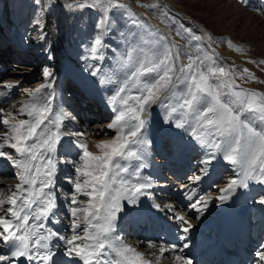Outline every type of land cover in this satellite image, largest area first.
<instances>
[{
    "label": "rangeland",
    "instance_id": "1",
    "mask_svg": "<svg viewBox=\"0 0 264 264\" xmlns=\"http://www.w3.org/2000/svg\"><path fill=\"white\" fill-rule=\"evenodd\" d=\"M31 1L35 5L39 3L41 8L43 7L40 13L41 16L45 14L48 16V30L51 32L45 47H41L31 57L25 50H22L21 46L23 39L26 40L23 37L26 28L16 26L20 28V33L14 31L11 37L9 35L7 37L5 30L0 29V67L3 68L0 72V89L6 85L18 89L19 93L12 94L9 100L19 98L22 90L31 92V95L37 94V100L34 103H30L32 102L30 100V102H26L29 104H23L20 108L24 109V113H21V115L15 114L8 123L5 120L8 119L4 113L5 111L0 108V206L4 203L2 209H11V200L22 195L23 191L18 185L22 180L27 192L36 193L41 199H44L45 194L48 195V206H52L51 211L56 216L55 222L60 227L62 226V232L65 229L70 230L66 241L67 239H74L80 234V231L77 232L76 230H85V228L90 227L92 230L89 235L93 232L99 234L98 241H94L90 245L96 244L97 246L103 237L102 234L107 229L106 223L108 222L109 213L105 210L104 215L106 218L94 227L90 225L92 216L99 206L103 210L105 209V202H107L111 211L118 212V208L110 206L109 203L119 197H132L133 192L136 193L137 190L135 189H139L140 181L145 180L140 171L138 172L140 163H144L149 169V172L145 171V173L152 180L150 183L155 184V186H152L156 187L154 190L160 195L159 200L164 201H159L161 206L167 207L165 202H170L173 198V201L183 202V206H185L183 210L189 214L190 210L188 211L187 203L190 206V201L194 199L197 187L189 186L191 192L186 194L183 200L182 197L175 200L176 197L171 196L170 193L162 192L164 188L159 183L160 181L156 180L157 177L154 179L155 171L160 173L158 166L162 165L158 161L165 163L164 166L166 167V165H169L168 163H173L176 160L169 159L170 157L167 158L162 154L160 155V153H154L157 146L159 149V145L156 144L157 140L154 142L157 135H155L156 129L162 130V128H165L166 130L172 122H177L181 128L178 114L170 122L171 112L172 115L178 112L182 120L184 116H189L190 120L195 121L192 127L196 122L198 125L201 119L214 121L220 117L221 132L224 128L226 135L227 132L229 135H236L238 145H240V149L242 148L241 150L237 148L235 151L236 154L241 151L240 155L238 154L239 160L225 162L222 165L223 168L231 171L230 173L233 172L230 169L237 167L234 171L237 174L234 176L235 183L231 189L229 188L231 181L227 179L228 177H224L225 180L220 182L217 181L219 178H208L205 175V178H201L204 181H210L207 182L209 187L207 186L205 189H201V187L198 197L191 203L192 205L198 203L200 201L199 195L203 196L204 191L208 189L200 204H196L192 209L193 216L191 217L193 220H197L199 226L206 222L208 225L213 222L226 209L225 207L231 202L233 195H248L247 187L250 182L264 179V64H260L254 56L245 58L229 54L223 58L215 53L213 49L209 52L206 46V42L211 45H219L225 39L229 48L241 54L245 42L239 37L241 32H238L241 27V31L244 28L245 10H254L252 0H235L234 3L222 0L218 5L216 2L212 3L210 1L200 4V2H190V0H166L171 8L179 12L181 10L184 17L171 12L163 5L165 4L164 0ZM239 4L241 5L239 6ZM83 10H86L87 13L94 11L98 16L102 15L105 34L99 48L92 46L94 32L90 31L88 35L81 39L80 46L78 45L79 55H76L79 59L75 62L82 61L81 58L84 55L85 63L87 61L94 63L91 59L99 56L102 49L105 50L104 57L106 56L105 59L108 64L111 86L110 93L104 95V100L107 99V105H112L116 110L117 105H119L124 112V117L122 116L124 120L121 126L117 127L121 129V139L118 140L121 142L120 148L116 152H108L101 157L92 150H94L97 143L102 142V139L112 136V131L102 130L93 133L94 135H88L83 129H75L71 124L72 122L67 123L66 121L67 124L64 123L66 127L62 128L57 124L51 127L56 119H60L58 116L52 115L51 112L53 108L51 104L54 103V100L62 102L67 107V112L75 123L82 122L81 116L86 117V113L80 111V104H85L88 101L82 102V90L78 89L79 84L67 62H64L61 67L64 77H66L62 84L64 94L61 93L60 89L56 90V84L50 83L51 74L56 67L53 49L55 48L62 57H65L68 56L71 48L77 45V42H75L76 35H74L73 30L71 31V27L73 29L74 26L68 22V17L70 13H73L75 19L76 14ZM57 11L59 12L56 15ZM87 15L90 16V14ZM185 18L192 19L198 26L192 25L189 23L190 20L187 21ZM0 21L2 22L3 18L0 17ZM93 21L89 17L84 23L92 24ZM117 21L120 24L119 30L115 24ZM57 22L61 32L58 31L55 25ZM57 33L62 35L58 36ZM4 48L10 51L7 54V56L12 57L9 62L2 59V55H6ZM45 49H47L46 55L40 56ZM81 63L86 65L83 62ZM21 64L25 65L24 68L20 67ZM87 65L91 66V64ZM26 77H29V79ZM24 79H28L31 83L28 88L25 86L28 80L25 83ZM80 81L83 86L87 80L80 78ZM76 89H78L77 92H74ZM85 89L88 91V86L87 88L85 86ZM73 98H76L77 103ZM128 108L130 111H128ZM152 109L157 111L156 117L159 120L155 121V127H152L154 119L147 118ZM91 110L98 112L96 106H94V109L91 107ZM99 110H102V107ZM190 110H193V113H190ZM77 112L79 113L78 118ZM145 112V118L151 124L146 127L149 128L146 133L142 132V129H135L141 125L140 118L144 116ZM98 113L110 116L115 114V112L108 114L103 110ZM136 113H138V116L134 117ZM130 125H133L134 130H136L132 140L129 133L131 131L126 129ZM183 126L185 131L191 128L186 119L183 120ZM193 129L189 133H192ZM138 132L142 137L136 135ZM48 134L51 135L47 138L48 141L53 137V134L55 139H52L53 141L51 140L49 144L40 145L42 139ZM148 136L154 142L153 146L150 145L152 142H147L146 138L148 139ZM247 146L249 149L254 147V154L252 158L243 161V163L240 160L241 153L243 149L244 151L247 150ZM138 149L141 154L138 153ZM74 154L75 156H72ZM150 154L152 159H150ZM66 159L69 160L70 165L68 171L64 170L63 165L64 162H67ZM72 159L77 160L78 164L71 162ZM80 161L83 163L81 168H79ZM167 161L170 162L166 163ZM183 165L189 169L188 164L184 163ZM191 171L194 173L190 177H194L189 180L193 181L194 184L198 180V184L204 182L196 177L201 175L200 172L197 170ZM161 175L166 174L162 173ZM183 176L185 174H182ZM74 179L77 181L71 186L76 188L71 186L68 188L69 183H72ZM67 180L70 182H65ZM84 180L87 184L80 185L79 182ZM132 184H136V186H130ZM200 185L202 186V184ZM173 186L178 187L179 184ZM47 187H49L48 191L45 190ZM3 188L5 192L1 190ZM192 191L194 192L193 197L187 199ZM53 193H55L54 196H52ZM93 194L99 195L100 198L94 201ZM250 196H246L245 200H248ZM256 197L259 198V196ZM253 199L252 204L255 202ZM249 202L243 201V203ZM259 202L262 206L259 205ZM112 203L114 205V202ZM45 204L47 205V203ZM234 204L235 206L238 205V203ZM255 204L259 206L258 208H261L260 217H263V219L261 220L257 212L253 210L250 215L256 217L257 214V226H260V222H264V202L259 200ZM44 205L41 204L40 207ZM63 206L69 208L72 212L71 217L66 218L68 214L60 211L59 208ZM53 207L57 208L54 209ZM198 207L200 208L198 209ZM194 209L197 212L196 216ZM60 214L64 216L61 217ZM19 217L20 214L16 216V218ZM222 219L217 222L221 223ZM65 220L69 221L70 225L66 226L64 224ZM132 221V219L128 220L127 224L121 228L124 236L125 227L127 228V225ZM206 225L204 224V227ZM214 225H209V227L213 228ZM260 230L262 231V229ZM189 234L192 235L193 232L187 235ZM1 238L0 236V242L2 243L4 238ZM179 238H182V235ZM154 241L158 242L155 239ZM69 245L72 244L69 242ZM112 246L114 245H111L110 248ZM71 247V254H67L69 250L65 246H60L58 252L54 251V253H51L50 249L49 253L60 256L65 254L63 258L67 260V258L77 256L83 251L80 248ZM87 247L91 249V247Z\"/></svg>",
    "mask_w": 264,
    "mask_h": 264
},
{
    "label": "bare ground",
    "instance_id": "2",
    "mask_svg": "<svg viewBox=\"0 0 264 264\" xmlns=\"http://www.w3.org/2000/svg\"><path fill=\"white\" fill-rule=\"evenodd\" d=\"M192 1L200 2V4L205 1H210L212 3L216 2L218 5L222 0H190V2ZM227 1L229 3L235 2V0H226V2ZM252 1L254 3V10H245L244 15L246 14V21L244 20L245 24L243 31H241L242 27L239 32L237 31L238 33L241 32L239 37L242 41L245 42V45H243L242 47L243 51L241 52V54H239L234 49L229 48L225 39H223L219 45H211L206 42L207 50L209 52L211 51V49H213L215 53L222 56L223 58H225V56L229 54L231 56H242L245 58L254 56L256 59H258L260 64H264V0ZM240 5L241 4H239V6ZM6 6H8L7 11L10 8V15L7 14ZM166 7L171 12L184 17L181 10L179 12L176 9L171 8L169 6V3ZM42 9L43 7L41 8V5H39V3L35 5L31 0H0V12H2V14L4 15V22L2 21V24L5 27V34L7 35V33H9V30L13 31L14 26L26 28V31L23 34V37H25L26 40L23 39V41L25 43V46H28V48L34 47L31 53H28L31 57L32 54L38 52L41 47L46 46L45 44L48 42L49 33L51 32H49L48 30L49 21L47 14H45L44 16L40 15ZM58 12L59 11H57L55 14L57 15ZM72 14L73 13H70V16L68 18H72L71 20L68 19V22H70L74 26L73 29L71 27V31L73 30V33L76 35L75 42H77V45L72 47L68 56L65 57H62L55 48L53 49L56 67L51 74L50 83L56 84V90L60 89L61 93L64 94L62 84L64 83L66 77H64V73L61 67L64 62H67L69 69L71 70L72 74L75 76V80L79 84V89H81L82 87L85 89L86 83H88L87 95L90 97L95 96L96 98H94V100L96 103L92 105L89 102H86L85 104L81 103L80 111L86 113V117L83 118L81 116L82 122L75 123L70 114L67 112V107H65L62 102H57L54 100V103L51 104L53 105L51 112L52 115H56L60 119L55 118L56 120L53 122V125L51 127H53L54 124L60 125L62 128L66 127L65 124L67 123H65V121L70 120L69 122H72L71 124H73V128L83 129L86 133H88V135H94L93 133L102 130L112 131V136H108L107 138L102 139V142L97 143V145L94 146V150H92V152L100 155L99 157H101L108 152H116V150L120 148L121 142H119L118 140L121 139V129H118V126H121V123L124 120V118H122L123 111L119 105H117L115 114H112L111 116L95 112L94 110H90L91 107H93L94 109V106H96L98 103L97 101L101 100L102 97H104V95L107 94L110 90V74L107 67V60L104 57L105 50L102 49L99 56L91 59V61L94 63H90V61H87V63H85L86 65H82V61L75 62V60L79 59V57L76 55L78 54V45L80 46L79 43L81 39L88 35L90 31L94 32L93 42L91 41L92 46L99 48L105 34L104 20L102 15L98 16L94 11L91 13H87L86 10L78 12L75 19ZM87 14H90L89 17L94 20L92 24L84 23L86 19L89 18ZM188 20H190L189 23H191L192 25L195 24L192 19H187V21ZM115 24L117 29L119 30L120 24L118 23V21ZM55 25L57 26L58 31L61 32L59 23L57 22ZM17 29L18 32H20V28L17 27ZM57 35L60 36L62 34L57 33ZM3 50H5L6 55H2V59L6 62H9L12 59L11 56H7V54L10 53L9 49L4 48ZM22 50H24L23 47ZM46 50L47 49L43 50L40 56H45L47 53ZM97 51L99 52L98 49ZM29 56L27 55L28 58ZM87 64H91V66ZM24 66L25 65L23 64L20 65L21 68H24ZM1 70H3V68L0 67V72ZM84 71H87V73L84 74ZM26 78L29 79V77ZM80 78L87 80L83 86L81 85ZM27 80L24 79V82L26 83ZM30 84L31 83L28 80L25 86H27L28 88ZM17 92L18 89L10 85H6L0 89V108H2L5 111L4 113L7 115L8 119H5L7 121L6 123L13 119L15 114L21 115V113H24V109L20 108L23 106V104H25L26 102H30V100L32 101L30 103H34L37 100V94L31 95V92L29 93L26 90H22L19 98L9 100L10 96ZM106 106L108 110H112L113 108L112 105ZM128 111H130L129 108ZM87 112L90 113L89 116ZM135 116H138V113H136L134 117ZM91 117H94L95 121L97 122L92 124ZM49 125L51 124L49 123ZM220 126V117L214 121L201 119L200 123L194 127L193 132L184 136V132H182L180 124H178L177 122H172L170 125H168L165 132L161 133L162 138H166L168 139V141L171 139L172 143L171 145L161 143V141H163V139L161 138L159 149H157L159 150L158 153L166 156L167 158L170 157L169 159H176L174 162L180 161L182 164H188L189 169L193 171L197 170L198 172L203 173L205 176L214 175L213 179L219 178L217 180L218 182H220L221 180L224 181V177H228L227 179L231 181V185L229 187L231 189L233 187V184L235 183L234 176L237 174H235L234 171L237 167H235L234 169L229 168L230 170H233V172L230 173L231 171L223 168L222 165L225 162L239 160V153L241 151L238 152L239 155L236 154L235 151L237 148L240 149V145H238L239 143L236 140L235 136H228V132L227 136L226 134H223V132H221L220 130ZM126 129L131 131L129 133L131 134L130 139L132 140L136 131L134 130V126L130 125L126 127ZM49 134L42 139L40 145L49 144L51 143L52 139H55L53 138V134V137H51L50 141H48L47 138L51 136H49ZM2 137H4V135H2ZM146 140L147 142H152V139L150 140L149 136L148 139L146 138ZM246 149V151H244L243 149V152L241 153V162L248 161L253 157L254 147H252V149H249V147L247 146ZM72 156H75V154ZM66 160L67 162H64L63 165L64 170L68 171L70 165L69 160ZM71 162L78 164V161L75 159H72ZM166 163H168V161ZM79 165V168L83 167L82 161H80ZM139 171L142 177L144 176L145 180L140 181L141 183L139 185V189H135L137 190L136 193L133 192L132 197L130 196L131 198L129 196H126L125 198H117L115 201H112L114 202V205H112V202L109 203L110 206L117 207L118 212L111 211V209L107 205V202H105V209L103 210V208L99 206L95 214L92 216L90 225L94 227L100 221H103V219L106 218L104 215L105 210H107L109 213L108 222L106 223L107 229L100 241L101 244L99 243L96 247H94V250L92 251H88L89 249L86 250L85 248L92 242L98 241L99 234L93 232L91 233V235H89V232H91L92 230V228L90 229V227L85 228V230H76L77 232L80 231V234L74 239H67V241L72 244L71 246L80 248L83 251L77 254V256L67 258V260L63 258L65 254H62V256H60L49 253V250L52 248V246L50 240L47 238L45 226L51 223L53 224L56 221V216H54L53 212L51 211L52 206H48V195L45 194L44 199H41L38 194L27 192L25 184L22 183L21 180L18 185L21 187V191L23 192L21 193L22 195L20 197L13 198L11 200L10 204L12 208L9 207L11 209H2L4 203L0 206V236L4 238V240L2 241L4 246H2V243L0 242V250L3 247L6 250L5 252H9V258L2 257L3 251L2 253H0V264H213V262H219L220 259L224 261V264H235L234 258L226 256L223 253L220 245H218L217 248L214 249V251H211L206 257L205 255H203L198 257L197 260L192 261L191 258L185 255L184 251L174 246L172 241L173 239L177 238V235H173L168 232L162 239L163 233H160L159 236L154 234V229H156L157 227L158 230L161 229V223L159 221L162 220L166 223H169L172 228L178 232H186L187 234L193 232V235H195L196 226L198 224L195 220H193L191 216H193L192 209L196 204L192 205V207L188 209V211L190 210V212H188L189 214H187V212L183 210L185 207L183 206V202L181 203V201L179 200L173 201V198L170 200V202H165L167 204V207H162L161 202H159L160 195L157 194L158 192L154 190L156 189V187H153L155 186V184L153 185L150 183L152 180L149 179L147 177V174L145 173V171L149 172L147 165L144 163H140V169L138 170V172ZM85 180L83 182L80 181L79 184L86 185L87 183ZM76 181L77 180L74 179V181L70 183L73 184ZM200 184H202L201 187H203L208 183L203 182ZM130 186H136V184H132ZM247 188V193L254 197L253 200L255 202L259 200H263L264 202V198H261L264 196V179L261 181L250 182ZM1 190L5 192L4 188ZM45 190L48 191L49 187H47ZM54 194L55 193H53L52 196H54ZM193 195L194 192L192 191V193L188 195L187 199L192 198ZM256 196H259V198ZM92 198L94 201H97L100 196L93 194ZM231 202L229 211L227 212L228 214L222 219L223 222L221 221L222 224L213 230L215 232V237L222 236V234H225L226 232L228 233L225 243H227L228 239H232L231 235L234 234L236 230L240 229L242 220V211H240L238 207L235 206L234 200ZM40 203L43 205L44 203H47V205L45 204L44 206L40 207ZM249 206H252L251 202L242 203L243 208L245 207L251 209V207ZM53 208L56 209L57 207ZM199 208L200 207H198V209ZM146 212L152 214L153 218H150L148 214L145 215ZM18 214H20V217L16 218ZM60 216L63 217L64 215L60 214ZM158 216H160L161 219H159ZM256 217H258L257 214ZM130 219L133 220L134 224L131 228L130 233H126L124 231L126 235L124 236V234H122L121 228L125 224H127V221ZM260 219L262 220L263 217H260ZM69 223L70 222L67 220L64 221V224L66 226L70 225ZM257 223L258 219L256 221V224ZM130 224L131 223L127 225V228H130ZM140 224H142L141 227H139ZM146 225L150 226V228L148 229ZM127 228L125 227V230H127ZM79 229L81 228L79 227ZM260 229H262V231ZM259 230L264 235V222H260ZM128 237H131L132 240L126 239ZM155 238L158 239V242L154 241ZM180 239L181 238H178V242L181 243ZM170 240H172L171 243H169ZM110 242L111 245H114L115 247L112 246V248H110ZM236 249L239 250L237 252V254H239L238 259H243L245 257L247 264H264L263 258L254 256L253 253L247 251L243 245H239L237 248H235L234 251H236ZM235 257L237 259V255ZM11 259H16V261H11ZM242 262L243 264L245 263V261Z\"/></svg>",
    "mask_w": 264,
    "mask_h": 264
}]
</instances>
